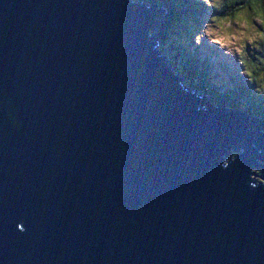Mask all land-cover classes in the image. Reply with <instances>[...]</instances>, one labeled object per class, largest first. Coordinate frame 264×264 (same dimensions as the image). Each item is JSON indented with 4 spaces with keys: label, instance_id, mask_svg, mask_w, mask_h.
I'll list each match as a JSON object with an SVG mask.
<instances>
[{
    "label": "water",
    "instance_id": "obj_1",
    "mask_svg": "<svg viewBox=\"0 0 264 264\" xmlns=\"http://www.w3.org/2000/svg\"><path fill=\"white\" fill-rule=\"evenodd\" d=\"M163 14L0 0V264H264V118L184 84Z\"/></svg>",
    "mask_w": 264,
    "mask_h": 264
},
{
    "label": "trees",
    "instance_id": "obj_2",
    "mask_svg": "<svg viewBox=\"0 0 264 264\" xmlns=\"http://www.w3.org/2000/svg\"><path fill=\"white\" fill-rule=\"evenodd\" d=\"M140 1L165 10L157 29L159 48L175 72L183 77L186 86L206 94L215 105L264 118V86H261V78L264 80V37L259 41V49L249 52L243 60L245 68L239 72L233 71L228 57L215 59L221 54L203 43V28L207 22H235L243 14L249 23L254 24V19L248 17L249 12L255 16L264 14V0ZM257 19L261 23L258 27L263 28L262 20Z\"/></svg>",
    "mask_w": 264,
    "mask_h": 264
},
{
    "label": "rangeland",
    "instance_id": "obj_3",
    "mask_svg": "<svg viewBox=\"0 0 264 264\" xmlns=\"http://www.w3.org/2000/svg\"><path fill=\"white\" fill-rule=\"evenodd\" d=\"M217 1L221 2L222 0ZM239 16L240 18H237L235 22L229 21L224 24L219 22H207V25L203 28V43L215 47L222 57H228L233 64V71L236 70L237 72L245 68L243 60L246 59L249 52L259 49V41L264 37V14L255 16L249 12L248 17L254 19V24L249 23L246 19L247 17L245 18L243 14ZM257 17L262 20L263 28L258 27L261 23ZM263 81L264 80L261 78V86H264ZM232 154H235L234 150H232L229 155L232 156ZM229 155L227 157H230ZM256 173L257 175H252V177L258 179V171H256Z\"/></svg>",
    "mask_w": 264,
    "mask_h": 264
},
{
    "label": "bare ground",
    "instance_id": "obj_4",
    "mask_svg": "<svg viewBox=\"0 0 264 264\" xmlns=\"http://www.w3.org/2000/svg\"><path fill=\"white\" fill-rule=\"evenodd\" d=\"M212 47H210L212 50L217 51L220 54V52L215 47H213V48ZM215 57H216L215 59H218V60H221V58H222V56H215ZM218 65H220V64H218ZM218 65H215V67H217ZM253 173H254V175H257L256 171H254V170H253Z\"/></svg>",
    "mask_w": 264,
    "mask_h": 264
}]
</instances>
